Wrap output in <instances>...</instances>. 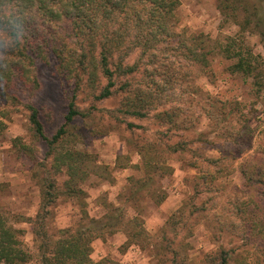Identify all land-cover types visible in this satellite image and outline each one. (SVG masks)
<instances>
[{
  "label": "rangeland",
  "instance_id": "1",
  "mask_svg": "<svg viewBox=\"0 0 264 264\" xmlns=\"http://www.w3.org/2000/svg\"><path fill=\"white\" fill-rule=\"evenodd\" d=\"M249 1L250 10L256 4L264 17V0ZM241 16H244L243 11ZM177 19V31L187 33L186 41L198 37L212 45L239 32L237 24H223L218 0H180ZM55 31L56 37L57 31L67 34L64 28ZM246 36L254 52L264 56L261 34ZM50 40L53 41V37ZM178 42L173 46H178ZM30 56L35 59L33 63L27 60L31 65L28 71L25 69L23 73L19 66L15 76L0 78V114L6 123L5 132L0 136V211L23 217L38 213L42 200L39 164L47 162V144L32 131L26 105L32 104L38 109L46 134L52 137L65 122L68 99L72 94L65 91L62 81L66 76L58 73L60 63L55 56L35 57L32 52ZM138 57L135 53L129 64ZM175 65L171 66L178 70ZM183 65L181 84L186 95L193 97L190 91L197 86L203 94L210 93L223 102L240 104V113L229 116L225 122L228 128L231 127L225 133L215 129V124L207 117L206 97L197 93L192 104L183 97L185 101L179 107L178 122L199 118L198 126L189 130L190 138L207 133V140L217 143L218 151L208 142L198 146L200 153H192L189 147L186 152L174 151L170 145L176 144L179 138L175 133L158 140V133L167 127L161 128L156 123L154 111L149 112L148 119L128 115L124 112V103L129 94L118 92L110 99L96 101L93 98L95 89L85 85L77 97V106L85 116L75 121L73 142L77 150L91 155L93 169L81 186L86 194L84 205L76 198L62 196L52 208L51 230L76 226L84 215L83 208L91 218L99 217L105 213L107 203L121 206L124 194L143 187L144 194L137 203L151 241L163 246L165 235L173 238L176 252L169 249L155 253V248L142 250L138 246L125 249L126 237L117 233L95 240L92 254L95 261L106 258L120 264H220L225 257L223 252H226L227 264H264V92L257 96L251 79L233 74L230 70L232 62L218 54L211 56L206 69L186 57ZM145 75L140 71L130 79L133 88L146 82ZM66 82L72 90L71 81L67 79ZM105 83L106 79L101 77L97 86L100 89ZM7 91L17 101L6 99ZM152 142L163 153L160 161L165 168L161 171L147 170L140 154L142 146ZM221 155L224 171L215 182L216 199L211 200L208 195L197 199L195 185L201 181L199 177L205 170L201 167V157ZM191 164H198L201 169ZM245 171L254 177V181H247ZM66 174L64 170L57 177L60 188L68 178ZM192 199L199 204L206 202V211L194 215L187 213L175 230L168 228V219L188 212L191 208H186L185 204ZM133 203L136 200L127 204L131 215L136 212L131 207ZM16 227L24 230L22 240L34 256L29 264H37L33 225L22 222Z\"/></svg>",
  "mask_w": 264,
  "mask_h": 264
},
{
  "label": "trees",
  "instance_id": "2",
  "mask_svg": "<svg viewBox=\"0 0 264 264\" xmlns=\"http://www.w3.org/2000/svg\"><path fill=\"white\" fill-rule=\"evenodd\" d=\"M249 3V0H218L223 24L233 22L239 26V32L211 45L208 40L201 41L198 37L186 41L187 33L177 31L180 0H0V78L15 76L19 66L23 73L25 69L28 71L31 65L27 64V60L33 63L35 59L30 56V52L35 57L53 55L60 63L58 73L66 76L62 81L65 82V91L72 92L65 122L52 137L46 134L38 109L32 104L26 105L32 131L47 144V162L39 164L41 173L40 176L38 174L42 200L35 216L23 217L0 211V264H29L33 261V254L22 240L24 230L16 227L22 222L33 225L38 251L37 259L35 257L37 264H120L111 259L95 261L92 258L95 240L117 233H123L126 237L125 249L138 246L142 250L155 248V253L169 249L176 252L173 238L169 239L165 235L163 246L162 243L153 244L151 241L152 237L139 215L140 206L137 203L144 194L143 187L130 189L124 194L121 206L107 203L105 213L99 217L91 218L83 208L84 215L76 226L51 230L52 208L62 196L76 198L84 205L83 197L86 194L81 186L93 169L91 155L74 147L75 121L85 116L77 106V97L85 85L95 89L93 98L96 101L126 92L129 97L125 100L124 112L148 119L149 112L154 111L156 123L161 128L167 127L160 129L158 140L162 141L175 133L179 138L176 144L170 145L174 151L186 152L189 147L192 153H200L198 146L206 142L218 151L219 147L215 146L217 143L207 140V133L190 138L189 130L198 126L199 118L178 122L181 114L179 107L185 101L183 97L190 104L195 103L197 93L206 97L207 117L213 121L215 129L225 133L231 130L225 122L229 116L240 113V104L223 102L210 93L203 94L197 86L190 91L193 97L186 95L181 84L185 68L183 59H191L206 69L211 56L218 54L232 62L230 70L233 74L251 79L253 91L257 96L262 95L264 56L254 52L246 35L259 33L264 40V17L261 16L260 7L255 4L250 10ZM241 11L244 16H241ZM56 28H64L67 34L57 31L56 37ZM50 37L56 42L51 41ZM177 40L178 46L175 47L173 45ZM135 53L139 54L138 59L129 64ZM173 64L178 70L173 69ZM140 71L146 74V82L135 89L130 79ZM101 77L106 79V83L99 89L97 85ZM67 79L71 81L72 90L68 88ZM34 82L39 86L38 81ZM6 99L17 101L10 93ZM128 125L134 127L133 124ZM5 129L6 123L0 114V136ZM21 147L27 149L24 145ZM140 154L147 170L161 171L165 168L163 161H160L163 153L157 144L152 142L143 145ZM201 161V167L205 170L199 177L201 181L195 185L197 199L208 195L214 200L215 182L224 171V157L202 156ZM191 165L200 167L198 164ZM64 170L68 178L64 187L60 188L57 177ZM247 174L245 171L247 181H254V177ZM135 200L136 203L131 204V207L136 214L131 215L127 204ZM204 205L206 202L199 204L195 199L188 201L185 206L192 210L187 209L188 212L169 218L167 227L175 230L187 213L203 214L206 211ZM227 255L223 252L225 257L220 264H227Z\"/></svg>",
  "mask_w": 264,
  "mask_h": 264
}]
</instances>
